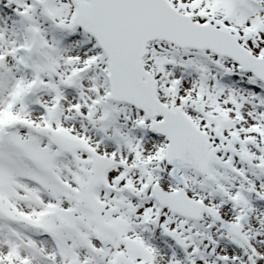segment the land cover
Returning a JSON list of instances; mask_svg holds the SVG:
<instances>
[{"label":"snow or ice","instance_id":"1","mask_svg":"<svg viewBox=\"0 0 264 264\" xmlns=\"http://www.w3.org/2000/svg\"><path fill=\"white\" fill-rule=\"evenodd\" d=\"M0 264H264V0H0Z\"/></svg>","mask_w":264,"mask_h":264}]
</instances>
